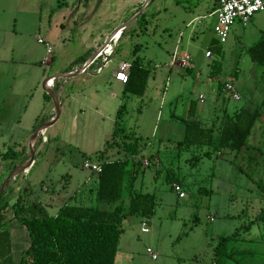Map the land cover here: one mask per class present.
<instances>
[{
    "label": "rangeland",
    "instance_id": "374dc122",
    "mask_svg": "<svg viewBox=\"0 0 264 264\" xmlns=\"http://www.w3.org/2000/svg\"><path fill=\"white\" fill-rule=\"evenodd\" d=\"M61 1L4 0V8L0 9V188L8 175L22 164L19 162L31 155L27 140L34 132L33 126L37 128L47 122L42 116L38 119L44 98L42 80L40 83L36 80L42 74L44 79L55 67H61L73 57L82 55L86 45H93L101 34L129 16L139 0H69L71 16L68 19L63 17L61 26L65 28L71 22L74 24L63 32L65 36L60 35L59 26L53 25L54 18L57 20L66 11L67 4L60 6ZM178 1L152 0L146 11H159L148 27L153 30L150 34H140L139 38H135L132 28H129L126 31L128 41H124L123 35L116 57L109 66H116L119 60H132L133 46L140 44L138 54L150 70L149 86L142 98L127 100L124 123L127 128L134 127L140 135L141 151L131 160L156 156V163L143 166L137 179L141 189L155 193L157 199L154 215L142 219L149 232L143 234L140 231L138 217L125 222L120 249L132 248L135 243L134 254L146 256L148 246L157 254L158 260L170 262L185 259L191 263L209 264L219 237L242 229L264 207L259 186L264 183V65L258 64L257 77L254 79L251 76L247 80V84L255 88L252 89L250 108H261V114L255 121L247 145L239 153L225 150L217 155L211 150V155L207 156V147L180 146L185 124L198 120L197 117H187V102L193 100L196 103L198 94L203 93L205 102L200 105L207 109L209 105L213 107L208 67L204 59L210 35L217 39L210 47L214 49V59L221 62L219 79L223 81L233 63L234 51L241 45L249 47L261 40L264 11L256 12L245 25L236 21L232 27L237 31H230L227 40L220 42L210 29L213 20L209 16L210 0ZM196 4L198 7L193 13ZM196 16L200 17L193 25L187 26V22ZM236 33L239 34L236 36ZM63 37L67 39L63 40ZM39 38L54 45L55 58L50 65L40 63L47 51L45 45L38 42ZM176 46L180 52L186 51L193 56L195 64H201L203 71L197 72L198 65L193 73H187L183 67H169ZM91 83L84 81L81 84L85 86ZM212 85H216V82ZM226 95L228 98H224V95L220 98L221 107L215 105L219 114L222 107L232 112L249 104L244 97L235 101ZM85 114H89L81 115L86 121L85 129L80 119L73 127L70 117L63 115L54 125L46 128L49 143L45 142L44 136L36 141L33 139V142L31 140L34 162L29 171L22 170L10 178L0 196V207L5 203H15L20 194L24 205L37 201V198L48 202L53 196L45 190L41 191L47 186H53L56 193L63 188L69 192L75 190L74 193L77 190V202L89 204L87 198L96 175L82 168V164L84 160H97V152L105 148L110 135L105 134L106 119L104 125L100 126L103 120L100 116L89 110ZM208 117L203 115L202 120L209 122ZM8 126L16 134L2 135L1 132L6 131ZM42 143L46 151L40 154ZM7 150L21 152L22 156L15 161H3L1 155ZM116 156L121 157L122 154H111L109 159ZM100 158L105 159L104 156ZM65 174L69 179H65ZM167 174L179 178L185 193L183 198L172 189V183L166 180ZM33 192L36 198H33ZM62 194L66 193L63 191ZM46 208L52 214L53 208ZM9 217H13L11 209ZM130 222L134 225H130ZM7 227L11 233V259L0 264H20L21 251L29 245L28 232L19 220L9 222ZM232 245L244 251V254L236 257L239 264H264V221L253 223L249 233L240 230L238 240Z\"/></svg>",
    "mask_w": 264,
    "mask_h": 264
},
{
    "label": "trees",
    "instance_id": "16d2710c",
    "mask_svg": "<svg viewBox=\"0 0 264 264\" xmlns=\"http://www.w3.org/2000/svg\"><path fill=\"white\" fill-rule=\"evenodd\" d=\"M251 59L264 65V33L261 40L248 49ZM221 62L213 61L209 72L210 78L219 77ZM150 70L135 59L130 64L128 80L124 83V93L142 96L146 90ZM236 76V72H234ZM52 86L51 89L54 90ZM225 90L224 84H218V91ZM226 92V91H225ZM49 98V95L45 93ZM195 102H191L189 119L196 116ZM125 106L117 113L116 127L111 139L106 141V150L97 156L101 161V172L97 174L95 203L64 204L55 216L48 214L45 207L36 201L23 204V196H17L15 203H5L0 207V262H9L12 252V241L8 223L19 220L29 236V245L22 249L20 264H115L119 242L124 231V220L127 217L149 219L154 215L157 203L154 193L136 191L134 181L140 169L130 168L131 157L138 152L139 138L127 131L123 124ZM259 110L239 108L232 113L224 109L221 116L209 124L208 121H188L185 124L184 137L179 142L183 147H207L205 154L213 150L220 155L225 150L236 153L247 145L248 137L258 118ZM109 149L123 153L122 158L108 161ZM21 152L7 150L1 155L3 161H15ZM104 156L105 159L100 158ZM29 157L21 160L24 164ZM194 159V157H193ZM152 160V157H149ZM170 183L181 184L179 178L166 175ZM264 197V183H260ZM108 205L107 209L100 205ZM13 217H9V210ZM264 221V207L260 214L248 225L242 227L248 233L253 223ZM240 230L221 236L213 252V264H239L236 258L244 251L236 250L232 245L238 240Z\"/></svg>",
    "mask_w": 264,
    "mask_h": 264
},
{
    "label": "crops",
    "instance_id": "0c3cea01",
    "mask_svg": "<svg viewBox=\"0 0 264 264\" xmlns=\"http://www.w3.org/2000/svg\"><path fill=\"white\" fill-rule=\"evenodd\" d=\"M3 1L4 0H0V9L4 8L3 7ZM145 1L146 0H139L136 3V5H134L132 7L131 14L129 16H127L125 18H122L119 23H117V24H115L113 26V28L108 29L104 34H101L96 40L93 41V45H86L84 47V52H81L82 55H79L78 57L77 56L73 57L68 63H66L65 65H63L61 67H58V68L55 67V69L51 73H49L44 79H42L43 78V74H42V76H40L36 80V82H38V83H40L41 80H42L41 84H42L43 98H44V103L40 106L39 112L37 114L38 115V119L42 116V118H45V120L47 122H50L56 116V108H55L54 101H53L52 97L49 95V93H47V91H46L47 81H48L47 79L50 76H54V75H57L59 73L63 74V76H65L64 75V74H66L65 72L70 73L72 71L80 69L82 64L92 54H94L97 51V49H99V47L103 43H105V41L108 39V37L111 35V33H112V31L114 29H116L117 27H119L124 22H126L129 19H131L135 14L138 13V11L140 10L141 6L145 3ZM169 1H172V0H169ZM174 1L176 3L179 2L178 0H174ZM68 2H69V0L61 1L60 6H62L65 3L67 4L66 11H65V13L62 12V14H60L61 17L58 18L57 20L54 18V22H53L54 27H58V26L60 27V29H61L60 30V35L63 34V32H65L66 29H71V25L74 24L73 22H71L70 25L69 24L66 25L65 28H62V26H61L62 22L60 20L63 19V17H66V19H68L71 16L70 15L71 11L68 8ZM197 7H198V4H196L194 6V8L192 9L193 13H194V10L197 9ZM147 8H148V6H146L145 9L143 10V12L140 14V16L137 17L131 23H129L122 30L120 36L117 39H115L114 42H112L114 51H113V54L111 55V57L108 58L105 63H103L101 58H99L98 59L99 61L97 60L98 63H97V61H95L94 64H91L88 67V71L87 72L80 73V74H78L76 76H73V77H63V76L60 77L59 76V77H55L54 78L53 81H54V86H56V88L54 87V90L53 89H51V90L54 91L57 94V99H58V102H59V113H58L57 118L55 119V121L49 126L54 125L64 115V117H70V119H71V121L73 123V127L77 125V120L80 119L83 122V126L82 127L85 129V128H87L86 121L84 120L85 119L84 117H83V119L81 118V115L89 116V114L88 115L85 114L86 111L89 110V111H93L98 116H100L101 119H103V120H101L102 123H100V126L102 124L104 125V123H105L104 119H106L108 121L107 125L105 127V131H106L105 134L107 133V135H110V139H111V136L113 135V133L115 131V127H116L115 124H116V119H117V113L119 112V109L123 105L125 106V112H124V115H123V124L125 125L124 117H125V115L127 113V100L131 99L132 97L142 98L145 95L149 85H148V82H147L146 90H145V92H144V94L142 96H135V95H132V94H125L124 93V83H122L121 81H119V80H117L115 78V72L118 70L119 65L121 63L126 62V63L131 64V62L133 60H135V59H138L142 65H144V66L146 65L143 62V60L141 59V57L139 56V54H138V47L140 46V44H137V45L133 46L132 55H133L134 58L132 60H119V62H118V64L116 66H112V67H109V66H110L111 62H113L114 58L116 57L117 47H118V45L120 43L119 40H121L122 36L125 35L124 41H128L129 36L126 33V31L129 30V28H132V30H133L132 34L133 35L135 34V36H136L135 38H139L140 34H142V35L150 34L151 30H153L151 28L148 29V27H149L151 19L156 18V16H157L156 13H158L159 11L149 12V10L146 11ZM215 8H216L215 1L214 0H210L209 1V16L213 17L212 25H211V28H210L212 32H213V26H214L215 21H216V17H215V14H214ZM192 10H190L191 13H192ZM198 17H200V16H196V17L192 18L191 20H189L187 22L186 25L187 26L188 25H193L194 22L196 21V19H198ZM77 23H78V21H77ZM232 28H233V30H231L232 32L237 31V29H235L234 27H232ZM238 34L239 33H236V36ZM133 35H131V36H133ZM63 36H65V35L63 34ZM210 37L211 38H209V47H207L205 49V51H204V59H205V64L208 67L207 76H208V79H209V87H210V91H211V94H212V100H213L214 104H213V107H212V105H209V109L204 108L203 106H201L200 104L204 103L205 100H204V94L203 93H199L198 96H197V101L195 103L196 104L195 105L196 106V116H195V118L196 117L198 118L197 121L198 122L207 121V120H202V117H203V115L204 116H209L208 117L209 124H211L212 121L217 118V116H221L223 114L224 109H226L228 111L227 108L222 107L220 109V111L222 110L221 114H219L220 112L217 111L218 109L215 107V105H220V103H221L220 102V98H221L222 95H224V98H228L226 94H228L230 96L229 92L224 90V89H222L220 92L218 91V84L219 83L220 84H224V86H225V83L229 79H233V85H234L236 91L239 94V99H237V100H235L233 98L232 99L235 100V101H240L241 98L244 97V98L248 99L247 103H249V104H244L241 107L247 108V109H251V110H257L258 109L260 111L261 108H259V107L256 108V109L250 108V106H251L250 102H251V99H252L251 97L253 96L252 89H255V88H252L250 86V84H247V80L251 76H254V79H255V77H257V73L259 71L258 69H256L258 64L256 62H254L251 59L250 55L248 54V49L251 46L247 47L246 45H244V46L241 45L240 48H237L234 51L235 52L234 60H233L232 65L229 67V70H228V73H227V77L223 81H220L219 77L213 78V79L209 77L211 63L213 61H219V60L214 59V52H213L214 49H212V47H210V45L212 43L217 42V39H215L211 35H210ZM39 39H42V41H43L42 44L45 45L46 51H47V55H45V57L41 60L40 63L41 64H46V65H50L52 63V61L54 60V58H55V56L53 55V52H54L53 46L54 45L52 46V44H51L52 42L50 43L49 41H46L43 38H39ZM39 39H38V42H39ZM66 39H67V37H63V40H66ZM91 50H93V52H90ZM207 52H210L209 56H207ZM86 53H88V54L86 55ZM184 55H188L189 58H190L188 66H187V64L183 63V61H182V57ZM93 65L95 66L94 68H92ZM197 65L198 64H195V62H194V57L193 56H191L186 51H181L180 52L177 49V46L174 49L173 53L171 54V57H170V60H169V67H174V66L183 67V68H185L187 70V73H193V71L197 67ZM198 66H200V67H198L197 72L201 73L203 71L202 70L203 67H202L201 64H199ZM98 67L101 68L99 71H97ZM95 70H96V72H94ZM221 71H222V66H221ZM234 72H236V76H234ZM220 75H221V72H220ZM84 81H87V82L91 81L92 83L88 84V85H85V86H82L81 83H83ZM148 81H149V78H148ZM214 82H216V85H212ZM167 85H168V82L164 86L163 95H164L165 90L167 89ZM45 93L49 95V98H47L45 96ZM250 93L252 95L248 96ZM228 100H231V99H228ZM223 101H225V99H223ZM191 102H193V100L187 102L188 103L187 115H188V111H189V107H190ZM220 107H221V105H220ZM241 107H239V108H241ZM239 108H235L232 112H234L235 110H238ZM228 112L232 113L230 111H228ZM260 114H261V112H259L258 117L260 116ZM10 122L11 121H9L8 123H10ZM49 126H47V127H49ZM46 128L39 130L40 129L39 127L35 128V126H33L34 132H33L32 136L27 140L28 149H30L29 148V143H30L32 137H34V135H36V139H38L39 137L41 138V136H44L45 137V142L49 143L48 142L49 139L47 138L46 132H45ZM125 128H126L127 131L133 132L136 137L140 136L137 133V131L134 129V127L133 128L125 127ZM184 131H185V127H184ZM1 133H2V135H14V134H16V132L14 130H12V127H10V126H8L6 131L1 132ZM138 138L140 139V137H138ZM110 139H108V140H110ZM43 144L44 143H42L40 154H42V153H44L46 151L43 148L44 147ZM138 149H139V152H140L141 149L139 148V140H138ZM105 150H106V143H105V148L103 150H100L99 152H97L96 159H97V156L101 152H104ZM114 153H116L117 155L122 154L121 157H117L116 156L115 159L123 157V153H118L117 150H114V149H109L106 154L110 156L111 154H114ZM133 157H131V159ZM150 157H152V160H149V157H146V159L144 160V157H143L142 160H133V161L131 160V162H130V166H129L130 168H133V169H137L138 168V169H140L138 174L136 175V179L134 181V189L136 191L152 193V192H148V191H143L141 189V186H139V184L137 183L138 175L142 172V167L143 166L149 167V166L154 165L156 163V158H155L156 156L155 155H151ZM112 160H114V159H108V161H112ZM84 161H86V160H84ZM84 161H83V163H84ZM33 162H34V158H33L32 162H31V164H30V166L28 168H30L32 166ZM94 163H101V161L96 160ZM28 171H29V169H28ZM93 174L96 175V180L94 181L93 187L90 189V193H89L88 198H87V201L89 202V204H82V203H78L77 202L78 201V199H77V196H78L77 190H76V193H74L75 190H74V192L73 191L69 192L68 190L66 191V189L63 188L60 191V193H56V191L53 188V186L52 187L51 186L50 187L47 186L46 189L43 188L41 190L42 192H43V190H45V191H47V194H51V196H53V197L50 198V200H48V202L39 201L38 198H37L36 202L41 203L45 207L46 210H47V208H46L47 206L52 207L53 208L52 214L48 213L51 216H55L57 214L59 208L61 206H63L64 204H81V205H84V206L92 205V204L95 203V191H96L95 189H96V186H97V174L95 172H93L92 175ZM65 175H66L65 179L66 178L69 179V177H67L68 174H65ZM65 175H63V176H65ZM91 181H92V179L89 180V182H91ZM42 183H43V181L41 182V184ZM78 188H79V186H77V189ZM63 191L67 195L66 194H62ZM32 196H33V198L35 197L34 196V192H33ZM72 197H73V199L71 200ZM71 201H75V202L71 203ZM100 208L107 209L108 205L102 204V205H100ZM133 218H135V217H133V216L132 217H127L124 220L123 224H125V222H129L130 220H133ZM136 219L140 223V231L143 234H146L147 232H149V230L147 232H143L142 231V224L146 223V222H144L141 218H136ZM132 222H130L129 224L133 226L134 224H131ZM130 229H132V228H130ZM14 230H19V229L15 228ZM124 233H125V227H124V231H123V233L121 235V238H120L115 264H198L197 262L193 263V261H192V263H191V261L188 262V260H185V259H181V260L180 259H176L175 261L171 260L170 262H167V260L166 261L158 260L157 254L154 253L153 250L150 247H148V246L145 249V252L147 253L146 256L145 255L134 254L135 249H136V248H134V244L135 243H133L132 248H128L127 250L126 249L122 250V249H120V243H121L122 236H123ZM147 249H150L151 253H153L156 257L153 258L151 256V254L147 252ZM213 252H214V249H213ZM209 264H213V253H212L211 260H209ZM229 264H232V263H229Z\"/></svg>",
    "mask_w": 264,
    "mask_h": 264
},
{
    "label": "built area",
    "instance_id": "2783aa9c",
    "mask_svg": "<svg viewBox=\"0 0 264 264\" xmlns=\"http://www.w3.org/2000/svg\"><path fill=\"white\" fill-rule=\"evenodd\" d=\"M216 4V8L214 10V14L216 17L215 24L213 26V31L216 34L217 38L220 42H225L229 36V33L232 29L233 24L236 21L245 25L249 19L256 13L260 11H264V0H214ZM40 43H43L42 39H39ZM114 42V41H113ZM113 45L112 42L109 41L104 45V47L98 52L97 56L90 62V64L86 65L82 68V72H87L88 67L91 64H94L99 58H101L102 62L105 63L108 58L113 54ZM210 55V52H207V56ZM189 56L184 55L182 57L183 63H189ZM101 68L98 67L97 71ZM130 69V64L123 62L119 65L118 70L115 72V78L122 83H126L128 80V71ZM76 71V70H75ZM74 72V71H72ZM54 78H50L47 81V88H52L54 84ZM225 90L229 92L231 98L237 100L239 99V94L236 91L233 85V79H229L224 86ZM83 168L93 171L96 174L101 172V163H94L91 161H84ZM172 189L178 194L180 198L185 196V193L182 190V186L179 183H172ZM142 231L147 232L148 227L146 223L142 224ZM147 252L151 254L153 258L156 256L151 253L150 249H147Z\"/></svg>",
    "mask_w": 264,
    "mask_h": 264
},
{
    "label": "water",
    "instance_id": "95a60500",
    "mask_svg": "<svg viewBox=\"0 0 264 264\" xmlns=\"http://www.w3.org/2000/svg\"><path fill=\"white\" fill-rule=\"evenodd\" d=\"M152 0H146L145 1V3L142 5V7L140 8V10L138 11V13L137 14H135L131 19H129V20H127L126 22H124L122 25H120L119 27H117L116 29H114L113 31H112V33H111V35L108 37V39L105 41V43H103L100 47H99V49H97V51L94 53V54H92L83 64H82V66L80 67V69H78V70H76V71H74V72H70V73H67V74H64L65 76H63V74H57V75H54V76H50L47 80H49L50 78H55V77H61V76H63V77H73V76H76V75H78V74H80V73H83L82 72V68L83 67H85L86 65H88V64H90V62L97 56V54H98V52L104 47V45L106 44V43H108L109 41H111V42H113L115 39H117L119 36H120V34H121V32H122V30L129 24V23H131L132 21H134L137 17H139L140 16V14L143 12V10L145 9V7L151 2ZM119 33V36L116 38V35ZM46 91H47V93H49V95L52 97V99H53V101H54V104H55V108H56V116L54 117V119L52 120V121H50V122H46L45 124H43V125H41L39 128V130H41V129H44V128H46L47 126H49V125H51L54 121H55V119L57 118V115H58V113H59V102H58V99H57V94L54 92V91H52L50 88H46ZM32 139H35V141H36V135H34V137H32ZM31 139V140H32ZM31 142V141H30ZM29 148H30V151H31V155H30V157L28 158V160L24 163V164H21V165H19V166H17L9 175H8V177L5 179V181L3 182V185H2V187L0 188V196H1V194L3 193V191H4V189H5V187H6V185H7V183H8V181L10 180V178L14 175V174H16L17 172H20V171H22V170H26L29 166H30V164H31V162H32V160H33V151H34V147H30V143H29Z\"/></svg>",
    "mask_w": 264,
    "mask_h": 264
},
{
    "label": "bare ground",
    "instance_id": "6f19581e",
    "mask_svg": "<svg viewBox=\"0 0 264 264\" xmlns=\"http://www.w3.org/2000/svg\"><path fill=\"white\" fill-rule=\"evenodd\" d=\"M119 36V33L116 35V38ZM32 142H33V139H32Z\"/></svg>",
    "mask_w": 264,
    "mask_h": 264
}]
</instances>
